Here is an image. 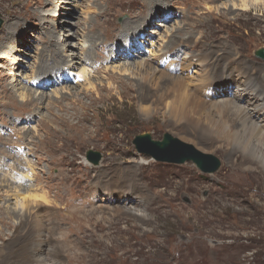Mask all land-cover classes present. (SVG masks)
I'll return each mask as SVG.
<instances>
[{
	"label": "rangeland",
	"instance_id": "rangeland-1",
	"mask_svg": "<svg viewBox=\"0 0 264 264\" xmlns=\"http://www.w3.org/2000/svg\"><path fill=\"white\" fill-rule=\"evenodd\" d=\"M232 1L162 0L149 7L148 0H0V168L4 162L17 168L10 170L15 183L5 179L7 184L17 187L23 175L47 196L50 213L61 224L59 233L72 240L75 257L63 256L66 263L264 264V170L240 165L245 158L259 162L253 153L236 145L235 156L223 149L206 154L177 138L179 131L161 113L146 116L140 109L137 64L152 59V52L175 36L218 38L214 45L243 48L247 67L264 70V60L256 56L264 50L263 12H228ZM139 23L142 30L134 34L141 40L135 43L139 49L119 52L128 39L120 38L123 27ZM8 27L16 29L14 38H5ZM81 39L95 56L91 72L98 92H86L76 77L38 85L40 58L52 60L54 48L64 58L79 54ZM201 45L202 52L211 48L204 41ZM201 51L180 50L183 58ZM197 70L196 64L189 74L196 76ZM253 78L259 82L258 75ZM22 87L47 96L39 105L21 102ZM223 90L220 96L230 98L237 88ZM146 134L156 142L168 135L216 157L219 169L210 174L193 162H160L140 153L136 139ZM91 152L98 154L97 164ZM6 174L0 169V181ZM111 174L116 177L109 179ZM17 195L8 200L0 192V205L14 209L22 200ZM100 205L125 211L111 219L94 211ZM0 228L11 231L1 223Z\"/></svg>",
	"mask_w": 264,
	"mask_h": 264
},
{
	"label": "bare ground",
	"instance_id": "bare-ground-1",
	"mask_svg": "<svg viewBox=\"0 0 264 264\" xmlns=\"http://www.w3.org/2000/svg\"><path fill=\"white\" fill-rule=\"evenodd\" d=\"M160 1L162 0H148L151 3H147L150 7L154 2L159 3ZM154 7H158V5ZM226 9L228 12L260 10L263 12L262 16H264V3L261 0H238V2L233 0L230 7L226 5ZM18 25H15V27H20ZM137 25H140V23ZM141 26L123 27L126 30L122 31L120 38L128 39L126 40V46L123 44L118 48L119 52L120 50L130 52L133 49H139L136 44L141 43V40L136 39L138 36H134V34L139 28L140 31L142 30ZM160 27L166 28V30L170 29L165 25H160ZM14 29L8 27L5 38H14L16 32ZM216 40L218 38L195 40V38H178L175 36L164 42L167 45L161 51L152 52V59L138 63L137 73L141 81L139 90L143 97L140 105L141 112L146 116L152 112L153 115L161 113L168 120V125L179 131L177 138L185 143L189 142L197 150L206 154L223 149L227 150L231 156H235L237 151L233 146L241 145L245 150L252 152L257 158L255 160L259 162L256 163L252 159L245 158L240 165L247 168V170L254 171L260 168L264 170V70L262 68L247 67V63L242 58V53L246 51L243 48H230L228 44L214 45ZM200 41H204L208 47L212 42H215L212 43V46L210 45L209 50L202 52ZM51 44H57L55 38L51 39ZM87 45L90 46L86 40L81 39L79 44L81 53L71 54L69 58L66 56L64 58L60 48H54L55 50L53 49L54 51L51 52L50 58L55 61L46 60L45 56L41 57L37 69L42 80L38 81V85L40 81L46 82V87L52 82V79L57 83L61 80L66 83L69 82L70 78L76 77L75 80L83 82L82 86H84L86 92L97 93L98 90L92 81L93 75L91 72L93 69L91 63H93L95 56L93 57L89 51L91 47L86 50ZM189 47L201 51L200 54L196 56L186 55L185 58L181 57L180 50L182 48L189 49ZM172 57L174 60H169ZM196 64L199 66V70L195 71L196 76H192L189 71ZM161 65L164 66L163 70L159 68ZM168 65L171 71L176 69L177 73L174 74L168 71L165 68ZM230 66H232V69L227 70ZM75 71L80 72L76 75ZM124 72L126 76L129 70L126 69ZM224 73L225 75L221 76ZM255 75L259 76V82L253 78ZM28 78L30 79V76ZM230 86L237 88L236 94L230 98L221 97L220 93L224 94L223 92H225L223 89ZM216 87L221 89L217 90ZM22 88L18 92L21 102L28 101L31 104L39 105L47 96L44 92H39L38 89L32 91V89ZM170 145V150L181 148L182 151H187L176 140H173ZM0 155H3V153ZM10 158L6 157L4 159ZM27 165L34 174L31 161ZM1 166L0 169L7 172L5 178L0 181V192H3V197L9 200L10 197L19 194L22 200L16 201L14 209L5 210L6 207L0 205V223L11 229L8 233L0 228V264H69L66 263L67 260L65 261L63 256L66 255L72 259L75 257L72 253V240L70 242L65 234L59 233L61 224L59 225V222L56 221L55 214L50 213V206L46 204L48 201L47 196L44 193L40 194V190H34L32 185L27 184V181L23 179V175L17 187L14 188V177L10 170H16L17 168L6 162L2 163ZM136 167L137 169L141 168V164L136 163ZM21 169L19 165L18 170L20 172L23 171ZM14 175L20 176L21 174ZM108 177L114 179L116 176L114 177L111 174ZM27 178H30L29 174ZM5 179L14 183H9V185L8 182H4ZM130 180L136 182L135 177L130 178ZM97 183L103 184L101 181ZM46 208L49 212H45ZM122 208L118 205L115 207L100 205L99 208H94V211H97L98 214L109 213L112 219L119 217L121 211H125ZM51 214H53V217ZM129 214L132 213L129 212ZM78 242L80 243V241Z\"/></svg>",
	"mask_w": 264,
	"mask_h": 264
},
{
	"label": "water",
	"instance_id": "water-1",
	"mask_svg": "<svg viewBox=\"0 0 264 264\" xmlns=\"http://www.w3.org/2000/svg\"><path fill=\"white\" fill-rule=\"evenodd\" d=\"M256 56L264 60V50H260L256 53ZM170 136L165 135L163 141L156 142L151 140L150 135H141L136 139V143L138 144V149L140 153H145L147 155L152 156L154 159L160 162L167 163H176V164H184L186 162L195 163L198 168L202 169L204 172L215 173L218 171L220 162L216 157L211 155L203 156L200 152L195 150L193 147L186 146L184 144H180L181 147L187 151H182L180 149H171L170 143L173 142ZM170 151V152H168ZM91 156V161L94 164L98 162V154L89 153ZM94 158H97L94 160Z\"/></svg>",
	"mask_w": 264,
	"mask_h": 264
}]
</instances>
